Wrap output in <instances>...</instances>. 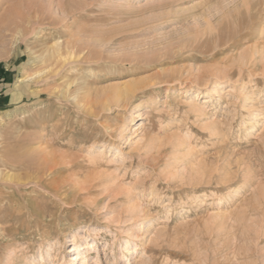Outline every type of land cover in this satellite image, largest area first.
<instances>
[{"label":"rangeland","instance_id":"374dc122","mask_svg":"<svg viewBox=\"0 0 264 264\" xmlns=\"http://www.w3.org/2000/svg\"><path fill=\"white\" fill-rule=\"evenodd\" d=\"M0 154V264H264V0H0Z\"/></svg>","mask_w":264,"mask_h":264},{"label":"bare ground","instance_id":"6f19581e","mask_svg":"<svg viewBox=\"0 0 264 264\" xmlns=\"http://www.w3.org/2000/svg\"><path fill=\"white\" fill-rule=\"evenodd\" d=\"M255 14V16H256V13H254ZM252 18V17H251ZM62 51V50H61ZM59 54H61V53H59ZM61 57H62V54H61ZM66 57V56H65ZM60 58V57H59ZM63 60V59H62ZM62 60L60 59V61L62 62ZM63 61H65V60H63ZM130 89V88H129ZM125 93H126V95L128 96V97H131V96H133V93H134V91H133V89H130V90H127V91H125ZM3 156L4 155H1L0 154V158H3ZM6 156V155H5ZM3 165V167H6L7 168V164L8 163H2ZM10 164V163H9ZM13 165V164H12ZM12 165H10V166H12ZM23 165V164H22ZM14 166V165H13ZM19 165H17V167H18ZM16 167L14 166V168L13 169H15ZM50 170L51 169H49V170H47V172L46 173H41V172H39L38 174H36V176L34 177V179H35V182H33L34 184H36L37 186H44V187H49L50 186V183L52 182V179H51V177L53 176V172L51 171L50 172ZM0 177L1 178H8V179H12V177L10 176V175H7V176H4V174L2 173V172H0ZM53 178V177H52ZM7 179V180H8ZM14 179V178H13ZM17 187H21V185H18ZM58 189V187L56 188H54V190H57ZM187 198V197H186ZM85 262V261H84ZM84 262H82V263H84Z\"/></svg>","mask_w":264,"mask_h":264}]
</instances>
